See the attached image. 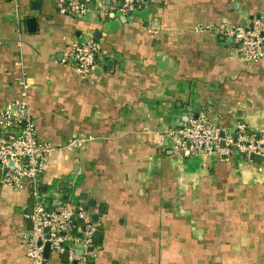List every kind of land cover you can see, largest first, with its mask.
<instances>
[{
    "label": "crops",
    "instance_id": "0c3cea01",
    "mask_svg": "<svg viewBox=\"0 0 264 264\" xmlns=\"http://www.w3.org/2000/svg\"><path fill=\"white\" fill-rule=\"evenodd\" d=\"M139 1L75 19L52 0H0V109L25 103L51 147L45 206L78 198L100 233L83 261L49 251L44 264H264V158L176 154L163 135L200 114L264 135V56L248 64L207 30L263 18L264 0ZM87 38L100 53L79 75L67 57ZM29 203L0 188V264H32Z\"/></svg>",
    "mask_w": 264,
    "mask_h": 264
},
{
    "label": "built area",
    "instance_id": "2783aa9c",
    "mask_svg": "<svg viewBox=\"0 0 264 264\" xmlns=\"http://www.w3.org/2000/svg\"><path fill=\"white\" fill-rule=\"evenodd\" d=\"M12 1L16 4L20 0ZM111 1L118 11L131 15L137 9L139 0ZM52 2L58 13L75 19H88L92 15L103 17L108 11L101 0H94L91 9L86 0ZM207 30L230 39L248 64H255L264 56V20L261 17L252 18L243 27L221 24ZM99 53V45L92 38H87L72 45L67 59L73 62L79 75H87L95 67ZM22 86L25 90V85ZM163 135L171 152L176 154L216 157L220 161H227L236 154L248 161L250 156L264 158V135H256L240 122L230 130H224L200 114L181 127L166 129ZM50 151L49 145L37 141L35 124L25 103L15 101L0 109V188L12 191L27 188L29 191L32 230L25 238L28 258L32 264H44L43 251L48 243L50 251L66 254L71 263L80 262L86 255L85 250L93 246L96 225L85 208L73 204L72 200L52 209L45 206V199L39 190L40 175ZM79 247L84 256L76 254Z\"/></svg>",
    "mask_w": 264,
    "mask_h": 264
},
{
    "label": "water",
    "instance_id": "95a60500",
    "mask_svg": "<svg viewBox=\"0 0 264 264\" xmlns=\"http://www.w3.org/2000/svg\"><path fill=\"white\" fill-rule=\"evenodd\" d=\"M92 7H93V3L91 2L89 4V8L91 9ZM263 20H264V15H263ZM31 24H32V21L31 22H28V25L29 26ZM227 40L231 42L230 39H227ZM237 155H240V154H237ZM249 160L250 161H254L255 165L260 164L262 162V158L261 157L250 156L249 157ZM85 199H86L85 196H82V200H85ZM46 204H47V202H45V205ZM31 215H32V206H31V202H30L29 203V207L27 209V217L25 219V230H26L28 236H30V232L32 230V222H31V218H30ZM93 222L96 223L95 222V217H94V221ZM45 232L47 233V230H45ZM99 236H100V233L98 231H96L94 233V235H93V242L94 243L98 242ZM88 250L91 251L92 249H88ZM49 251H50L49 244L46 243L45 246H44V251H43V257H44V259L47 258V255L49 254ZM77 252L80 253L81 251H77ZM65 256H66V254H64V257Z\"/></svg>",
    "mask_w": 264,
    "mask_h": 264
},
{
    "label": "trees",
    "instance_id": "16d2710c",
    "mask_svg": "<svg viewBox=\"0 0 264 264\" xmlns=\"http://www.w3.org/2000/svg\"><path fill=\"white\" fill-rule=\"evenodd\" d=\"M141 4V2L140 1H138L137 2V8H138V6ZM41 187V186H40ZM40 190V192H41V188L39 189ZM68 203V201L67 200H63L62 202H61V204L62 203ZM73 204H76V205H81L82 207H85L86 205L84 204V203H82L78 198H77V200H75V201H71ZM93 245H94V243H93Z\"/></svg>",
    "mask_w": 264,
    "mask_h": 264
}]
</instances>
